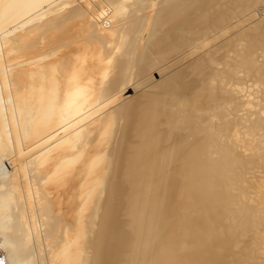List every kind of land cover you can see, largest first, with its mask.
<instances>
[{
	"label": "bare ground",
	"instance_id": "bare-ground-1",
	"mask_svg": "<svg viewBox=\"0 0 264 264\" xmlns=\"http://www.w3.org/2000/svg\"><path fill=\"white\" fill-rule=\"evenodd\" d=\"M0 249L264 264V0H0Z\"/></svg>",
	"mask_w": 264,
	"mask_h": 264
},
{
	"label": "built area",
	"instance_id": "built-area-1",
	"mask_svg": "<svg viewBox=\"0 0 264 264\" xmlns=\"http://www.w3.org/2000/svg\"><path fill=\"white\" fill-rule=\"evenodd\" d=\"M2 261V262H1ZM3 263V256H0V264Z\"/></svg>",
	"mask_w": 264,
	"mask_h": 264
},
{
	"label": "rangeland",
	"instance_id": "rangeland-1",
	"mask_svg": "<svg viewBox=\"0 0 264 264\" xmlns=\"http://www.w3.org/2000/svg\"><path fill=\"white\" fill-rule=\"evenodd\" d=\"M0 251H1V249H0ZM4 253V251L2 250V254Z\"/></svg>",
	"mask_w": 264,
	"mask_h": 264
}]
</instances>
